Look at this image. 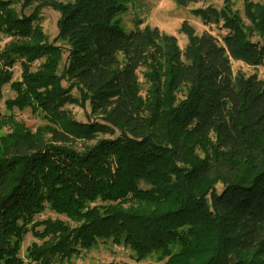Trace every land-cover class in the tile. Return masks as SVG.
<instances>
[{
  "label": "trees",
  "instance_id": "1",
  "mask_svg": "<svg viewBox=\"0 0 264 264\" xmlns=\"http://www.w3.org/2000/svg\"><path fill=\"white\" fill-rule=\"evenodd\" d=\"M136 1L52 3L58 40L68 45L63 73L101 118L81 123L65 115L69 92L50 84L63 48L48 43L37 15L0 0V34L10 39L0 81L12 59L49 60L35 73L23 68L14 88L59 123L47 136L13 129L0 138V264H21L27 232L47 239L27 253L34 264H61L106 241L164 264H264V81L234 76L231 66H264L256 39L264 38V1L244 4L248 24L229 7L192 11L226 35L198 36L185 21L184 51L158 28L126 32L123 16ZM46 203L77 226L35 220Z\"/></svg>",
  "mask_w": 264,
  "mask_h": 264
},
{
  "label": "rangeland",
  "instance_id": "2",
  "mask_svg": "<svg viewBox=\"0 0 264 264\" xmlns=\"http://www.w3.org/2000/svg\"><path fill=\"white\" fill-rule=\"evenodd\" d=\"M11 9H15L18 13L25 15H37L38 25H40L49 44H55L56 47L63 48L62 59L58 70H52L50 73L53 75L50 79L52 87L59 83L62 90L69 92L73 98L72 104L65 106V111L72 119L81 123L101 122L100 116L94 114L91 110L90 104L84 95V92L77 82L63 73V64L65 63L68 55L67 44L62 40H58V20L60 13L52 6V3L61 2L62 0H9ZM228 1L230 2L228 4ZM263 2L264 0H196L191 3L187 8L178 6L176 0H137L135 3L128 6V11L123 16V25L126 32L135 29L136 24L140 23V27L146 26L151 28H158L162 33L171 35L177 38L178 46L181 51H184L188 45V39L185 35L180 33L182 24L187 21L191 25L198 36L204 33H209L214 37L222 40L226 35L225 29L222 28V23L219 25H207L199 16H196L192 11L197 9H216L222 10L229 7L232 11L237 12L245 24H248L244 12V4L246 2ZM264 43V38H256ZM10 39L0 34V53L4 51L6 44ZM46 58L36 60L28 64L24 60L12 59V65L6 67L5 70L8 78L0 81V138L11 134L13 129H21L26 131L29 135L47 136L50 129L58 127V120L47 118L35 107L26 106L20 102L18 93L14 88L16 84L23 83V68L29 69L30 73H35L37 70L48 62ZM47 65V64H46ZM45 65V66H46ZM233 75H243L245 77L257 76L259 80L264 81V66H249L242 61L231 60ZM25 69V70H26ZM6 81V82H5ZM139 82L142 87L144 79L142 78V69L139 71ZM26 87H22L25 90ZM145 88V84H144ZM37 109V108H36ZM3 124H2V123ZM119 134L103 135L98 134V137L93 142L89 143H76L73 148L78 152H83L87 146H93L96 142L103 139H114ZM209 145L206 144L204 149H208ZM200 157L203 154L197 151ZM222 187L218 186V192ZM62 220L68 223L71 227L77 226L76 223L70 221L65 215L59 214L52 210L48 203L45 204L44 210L40 215L36 216L35 220L44 221ZM42 227L36 228L37 231H42ZM42 238V237H41ZM43 239V238H42ZM40 239L33 232H27L21 240L19 246V258L21 264H34L28 259L29 251L33 245H41L47 239ZM159 255H153L143 260H137L134 253L127 247L116 246L111 241L101 242L99 245L90 250L82 251L79 256L73 257L70 261L61 264H164Z\"/></svg>",
  "mask_w": 264,
  "mask_h": 264
}]
</instances>
